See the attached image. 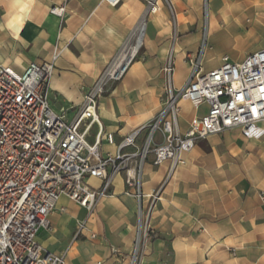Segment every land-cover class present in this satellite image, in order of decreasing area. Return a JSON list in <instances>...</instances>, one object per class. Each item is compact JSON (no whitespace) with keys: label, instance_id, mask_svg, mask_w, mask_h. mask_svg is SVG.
Returning <instances> with one entry per match:
<instances>
[{"label":"crops","instance_id":"1","mask_svg":"<svg viewBox=\"0 0 264 264\" xmlns=\"http://www.w3.org/2000/svg\"><path fill=\"white\" fill-rule=\"evenodd\" d=\"M209 41L233 52L204 53L202 68L211 70L227 55L240 62L264 48V0H206ZM65 5L59 17L52 6ZM156 13H146V0H0V63L22 73L31 62L51 61L48 84L50 108L70 121L83 95L143 23L139 51L123 78L98 99L100 125L92 123L87 141L103 153L133 129L150 121L161 109L167 86L163 67L173 47L171 83L181 87L180 68L190 73L186 54H195L202 40L204 0H159ZM178 125L185 132L195 115L207 107L178 102ZM88 122V121H86ZM264 129V121L260 122ZM105 133H112L108 144ZM147 130L136 139L142 146ZM155 141L161 135L155 134ZM184 165L170 174V161L143 164L142 191L159 190L150 212L153 231L138 264H264V134L244 137L230 128L197 140L183 152ZM89 182H92L91 185ZM97 189L101 181L88 179ZM120 172L107 195L88 212L61 196L50 215V228L41 229L37 242L48 252L64 253L66 264H129L137 224V201ZM148 199L143 200L146 207ZM78 223L84 228L76 236ZM93 235V236H92Z\"/></svg>","mask_w":264,"mask_h":264},{"label":"built area","instance_id":"2","mask_svg":"<svg viewBox=\"0 0 264 264\" xmlns=\"http://www.w3.org/2000/svg\"><path fill=\"white\" fill-rule=\"evenodd\" d=\"M103 1L111 6L119 3ZM146 4V13L160 9L159 0H146ZM204 6L206 18V0ZM50 12L63 17L65 5L52 6ZM121 49L84 93L70 121L55 113L48 103L56 53L51 61L29 63L22 73L0 63V264H66L64 253L48 252L37 242L38 231L50 228V215L61 196L91 212L108 194L113 178L120 172L137 201L136 234L129 264H138L153 232L148 218L159 199V190L149 194L142 191L147 155L153 154L154 165L169 160L170 174L186 163L181 154L190 151L197 140L230 128H239L247 138L258 139L264 134L260 126L264 121V48L247 54L240 62L223 55L219 66L204 71L203 41L195 54L185 55L190 73L178 88L171 83V47L163 67L167 86L161 109L150 121L125 135L114 153H103L98 146L100 127L93 143L87 141V132L92 123L100 125L98 99L123 78L138 52L127 63L115 66ZM180 100L195 108L207 107L205 114L190 119L183 133L178 125ZM143 130L147 133L143 145L138 146L136 139ZM156 133L161 135L159 143L155 141ZM105 140L114 144L113 134L105 133ZM89 178L100 180V187L89 185ZM83 228L84 223H78L76 236Z\"/></svg>","mask_w":264,"mask_h":264},{"label":"bare ground","instance_id":"3","mask_svg":"<svg viewBox=\"0 0 264 264\" xmlns=\"http://www.w3.org/2000/svg\"><path fill=\"white\" fill-rule=\"evenodd\" d=\"M142 32L143 23L141 22V24L132 33L130 39L122 47L115 61V66L127 63L135 55V53L140 48ZM131 39H133V43H130Z\"/></svg>","mask_w":264,"mask_h":264},{"label":"rangeland","instance_id":"4","mask_svg":"<svg viewBox=\"0 0 264 264\" xmlns=\"http://www.w3.org/2000/svg\"><path fill=\"white\" fill-rule=\"evenodd\" d=\"M208 18L209 17H203L202 20V40L201 43L204 41L205 44V53L207 52H211L212 50L214 51V53L216 52H223V51H229V52H233V49L230 47H222L220 44L216 43L213 44L214 49L212 48V43H210L209 41V33H208V29H207V25H208ZM130 43H133V39H131ZM139 51V50H138ZM177 78L179 79V81H185L187 79L186 77V70L183 68H180L177 72ZM180 113V112H179ZM150 153L147 155V158L149 157ZM91 185L93 184L92 182H89Z\"/></svg>","mask_w":264,"mask_h":264}]
</instances>
